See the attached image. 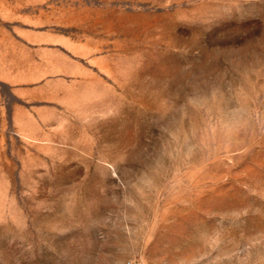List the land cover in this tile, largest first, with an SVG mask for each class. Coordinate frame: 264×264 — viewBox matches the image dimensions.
I'll list each match as a JSON object with an SVG mask.
<instances>
[{"label": "rangeland", "instance_id": "rangeland-1", "mask_svg": "<svg viewBox=\"0 0 264 264\" xmlns=\"http://www.w3.org/2000/svg\"><path fill=\"white\" fill-rule=\"evenodd\" d=\"M0 264H264V0H0Z\"/></svg>", "mask_w": 264, "mask_h": 264}]
</instances>
